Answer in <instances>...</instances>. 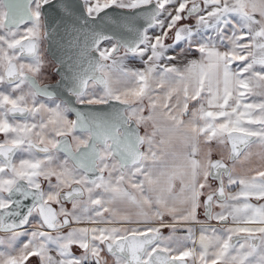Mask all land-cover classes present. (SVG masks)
I'll return each mask as SVG.
<instances>
[{
  "label": "snow or ice",
  "instance_id": "6c2138e0",
  "mask_svg": "<svg viewBox=\"0 0 264 264\" xmlns=\"http://www.w3.org/2000/svg\"><path fill=\"white\" fill-rule=\"evenodd\" d=\"M0 264H264V0H0Z\"/></svg>",
  "mask_w": 264,
  "mask_h": 264
}]
</instances>
